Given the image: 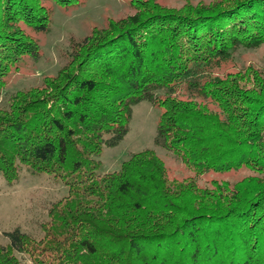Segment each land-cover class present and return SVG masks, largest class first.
<instances>
[{"label": "trees", "instance_id": "obj_1", "mask_svg": "<svg viewBox=\"0 0 264 264\" xmlns=\"http://www.w3.org/2000/svg\"><path fill=\"white\" fill-rule=\"evenodd\" d=\"M44 0H0V92L40 48ZM63 7L79 0H51ZM133 12L70 38L55 75L0 108V176L19 167L67 187L40 238L3 233L0 264H264V65L224 70L264 45V0H130ZM264 61V60H263ZM160 108L155 145L191 170L178 179L154 150L98 174L132 106ZM247 168L235 182L199 179Z\"/></svg>", "mask_w": 264, "mask_h": 264}, {"label": "rangeland", "instance_id": "obj_2", "mask_svg": "<svg viewBox=\"0 0 264 264\" xmlns=\"http://www.w3.org/2000/svg\"><path fill=\"white\" fill-rule=\"evenodd\" d=\"M129 1L79 0L75 5L63 7L51 0H44L43 4L50 10L47 30L28 31L39 45L40 56L37 60L23 59L18 71L10 74L5 88L0 92V108L7 107L11 93L38 85L42 76L55 75L66 61L70 38H82L93 27L104 28L108 18H120L132 13ZM198 1L213 0H156L174 8H179L186 2ZM263 60L264 45L254 49L239 48L226 62L224 70L235 71L246 65L260 68L264 65ZM159 114L160 108L146 100L133 105L124 137L116 146L102 147L97 157L101 162L98 174L117 170L121 162L133 152L152 149L164 159L171 175L178 179L191 175V170L187 169L178 157L155 145ZM248 173L247 168L209 173L203 175L198 184L209 185L210 180L235 182ZM67 193V187L58 177L44 172L32 173L23 164L19 167L17 179L12 183H6L0 176V244L7 243L3 233L15 227L32 237H42V226L49 220V209Z\"/></svg>", "mask_w": 264, "mask_h": 264}]
</instances>
